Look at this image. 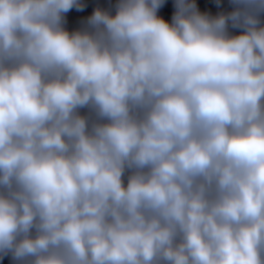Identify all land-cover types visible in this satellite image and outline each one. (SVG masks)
<instances>
[{"label": "clouds", "instance_id": "obj_1", "mask_svg": "<svg viewBox=\"0 0 264 264\" xmlns=\"http://www.w3.org/2000/svg\"><path fill=\"white\" fill-rule=\"evenodd\" d=\"M0 264H264V0H0Z\"/></svg>", "mask_w": 264, "mask_h": 264}]
</instances>
